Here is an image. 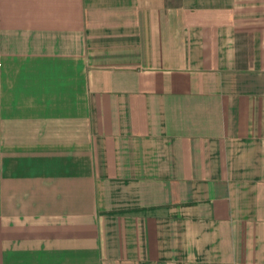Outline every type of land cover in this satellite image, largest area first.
I'll return each mask as SVG.
<instances>
[{"label": "crops", "instance_id": "obj_1", "mask_svg": "<svg viewBox=\"0 0 264 264\" xmlns=\"http://www.w3.org/2000/svg\"><path fill=\"white\" fill-rule=\"evenodd\" d=\"M0 264H264V0H0Z\"/></svg>", "mask_w": 264, "mask_h": 264}]
</instances>
